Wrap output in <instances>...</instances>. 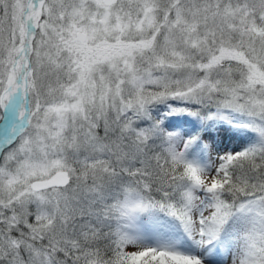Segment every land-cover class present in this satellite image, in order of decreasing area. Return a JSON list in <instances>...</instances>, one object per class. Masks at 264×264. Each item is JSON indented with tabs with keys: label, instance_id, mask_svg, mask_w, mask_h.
I'll list each match as a JSON object with an SVG mask.
<instances>
[{
	"label": "snow or ice",
	"instance_id": "1",
	"mask_svg": "<svg viewBox=\"0 0 264 264\" xmlns=\"http://www.w3.org/2000/svg\"><path fill=\"white\" fill-rule=\"evenodd\" d=\"M0 264H264V0H0Z\"/></svg>",
	"mask_w": 264,
	"mask_h": 264
}]
</instances>
